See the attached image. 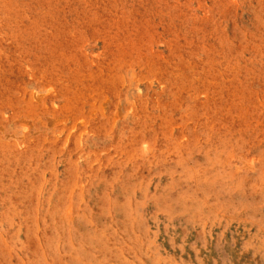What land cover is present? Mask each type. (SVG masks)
<instances>
[{
    "label": "rangeland",
    "instance_id": "obj_1",
    "mask_svg": "<svg viewBox=\"0 0 264 264\" xmlns=\"http://www.w3.org/2000/svg\"><path fill=\"white\" fill-rule=\"evenodd\" d=\"M0 264H264V0H0Z\"/></svg>",
    "mask_w": 264,
    "mask_h": 264
}]
</instances>
